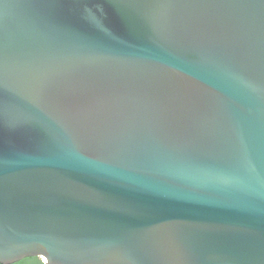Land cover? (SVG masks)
Returning a JSON list of instances; mask_svg holds the SVG:
<instances>
[{
    "label": "water",
    "instance_id": "95a60500",
    "mask_svg": "<svg viewBox=\"0 0 264 264\" xmlns=\"http://www.w3.org/2000/svg\"><path fill=\"white\" fill-rule=\"evenodd\" d=\"M264 264V0H0V264Z\"/></svg>",
    "mask_w": 264,
    "mask_h": 264
},
{
    "label": "trees",
    "instance_id": "16d2710c",
    "mask_svg": "<svg viewBox=\"0 0 264 264\" xmlns=\"http://www.w3.org/2000/svg\"><path fill=\"white\" fill-rule=\"evenodd\" d=\"M23 261V260H22ZM18 264H43L38 258H27L23 262Z\"/></svg>",
    "mask_w": 264,
    "mask_h": 264
},
{
    "label": "rangeland",
    "instance_id": "374dc122",
    "mask_svg": "<svg viewBox=\"0 0 264 264\" xmlns=\"http://www.w3.org/2000/svg\"><path fill=\"white\" fill-rule=\"evenodd\" d=\"M40 260V262H42L43 263V261L41 260V259H39ZM24 261V260H23ZM23 261H20V262H18V263H21V262H23ZM18 263H16V264H18Z\"/></svg>",
    "mask_w": 264,
    "mask_h": 264
}]
</instances>
